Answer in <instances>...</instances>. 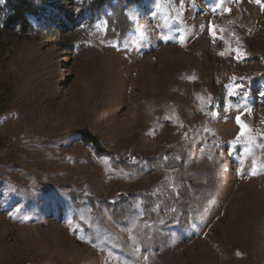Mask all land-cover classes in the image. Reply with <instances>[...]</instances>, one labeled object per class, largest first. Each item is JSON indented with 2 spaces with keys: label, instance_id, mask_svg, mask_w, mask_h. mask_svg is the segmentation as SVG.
<instances>
[{
  "label": "rangeland",
  "instance_id": "rangeland-1",
  "mask_svg": "<svg viewBox=\"0 0 264 264\" xmlns=\"http://www.w3.org/2000/svg\"><path fill=\"white\" fill-rule=\"evenodd\" d=\"M118 7L0 2V264H264V0Z\"/></svg>",
  "mask_w": 264,
  "mask_h": 264
},
{
  "label": "trees",
  "instance_id": "trees-1",
  "mask_svg": "<svg viewBox=\"0 0 264 264\" xmlns=\"http://www.w3.org/2000/svg\"><path fill=\"white\" fill-rule=\"evenodd\" d=\"M23 3H26V0H21ZM96 3L98 4L99 8L106 6L114 1H117L119 4L118 10L121 11H125L127 8L132 7L135 4H140L142 3V0H95ZM33 9H31V7L27 6L25 4V6L22 7V9L18 10L15 13V17H13L15 19H18L21 21L22 25L26 24V16L32 14ZM83 135L84 140L91 144L94 148H96L98 150L99 154H105L109 157H111L113 160H115L114 154L111 153L110 151H108L106 148H104L103 144L101 143L100 139L98 136L92 134L90 131L88 130H84L80 132ZM182 143H178L177 145L168 148L166 150V152L164 153V155H162V159L161 162L165 164V162H167L166 158L170 157V156H175V157H179L180 156V152L181 149H179L181 147ZM185 155H182L180 157H184ZM167 164H170V159L168 160ZM114 165L116 167H123L126 169H130L131 167L129 166L128 162H124V161H114ZM187 191H182V193L180 194V196L182 198H184V196H186ZM132 199V198H130ZM133 212V207L131 205V203H126L125 201L122 203V205L118 206V207H114L113 208V213L115 218L117 219H121L125 216L130 215Z\"/></svg>",
  "mask_w": 264,
  "mask_h": 264
},
{
  "label": "snow or ice",
  "instance_id": "snow-or-ice-1",
  "mask_svg": "<svg viewBox=\"0 0 264 264\" xmlns=\"http://www.w3.org/2000/svg\"><path fill=\"white\" fill-rule=\"evenodd\" d=\"M0 2H2V0H0ZM257 2L259 3V0H257ZM237 122L240 123L242 129L245 128V126L240 122L239 117H237ZM241 135H244V132L243 131L241 132Z\"/></svg>",
  "mask_w": 264,
  "mask_h": 264
}]
</instances>
